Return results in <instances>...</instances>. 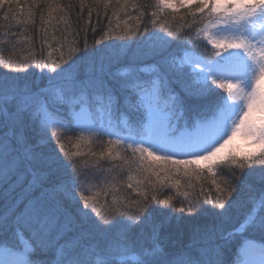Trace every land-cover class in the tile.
Listing matches in <instances>:
<instances>
[{
	"label": "snow or ice",
	"instance_id": "obj_1",
	"mask_svg": "<svg viewBox=\"0 0 264 264\" xmlns=\"http://www.w3.org/2000/svg\"><path fill=\"white\" fill-rule=\"evenodd\" d=\"M5 3L11 12L16 0H0V8ZM95 3L106 9L111 0ZM132 6L157 9L150 14L153 26L161 13L187 8L199 26L193 34L192 25L173 31L165 21L160 25L165 36L152 33L145 37H158L161 42L147 60L132 48L123 56L108 55V44L92 50L86 44L70 48L68 58L61 53L54 59L49 52L39 61L32 60L41 68L37 81L27 79L28 73L19 75L29 68L28 56L21 57L23 63H14L0 55V67L10 70L0 73V184L4 186L0 196V264H225L226 248L237 233L258 237L264 256V0H154L152 5ZM28 16L25 23L31 20V11ZM139 20L137 17L135 25L125 20L118 38L127 40L140 33ZM116 27L119 29V24ZM143 31L148 32V28ZM105 39L111 37L105 33ZM95 43L100 45L101 40ZM173 44L183 55L169 51ZM113 63L119 65L115 72ZM188 99L206 101L205 109L210 107L211 115L198 121L195 136L180 141L168 139L164 126L150 139L122 137L103 128L80 129L89 134L77 137L73 147L93 140L103 146L99 153H91L97 157L93 167L109 158L121 160L131 172L136 160L140 161L136 172L141 176L129 174L124 192L113 183L116 176L111 180L105 177L103 194L111 193L110 203L105 200L101 204L99 192L85 194L90 189L85 187L83 170L75 159L80 153L68 150L59 132L51 130H75L60 108L71 111L96 104L112 113L123 107L133 112L143 110L163 121L177 112L182 115ZM237 133L253 138L260 151L242 158L229 154L217 161V154ZM105 135L116 138L106 142L98 139ZM129 151L131 157L123 154ZM177 153L193 159H174ZM146 157L151 158L147 167ZM201 161L209 162L206 171L213 177L215 189V195L209 192L203 203V187L192 198L187 190L180 191L182 181L186 189H193V178L200 180L204 175L205 169L191 167ZM25 163L40 170L44 192L30 195L21 204L10 192ZM221 165L233 171L225 172ZM113 168L124 171L116 164L98 171L111 173ZM254 173L259 189L249 183ZM172 188L184 198L179 207L173 203L175 197L168 194ZM127 189L132 192L127 193ZM245 189L252 193L247 208L234 230L227 231L223 225L230 220L231 210ZM209 202L211 207L206 206ZM154 205L188 213L187 219L207 215L214 226L193 225L186 242L165 243V225L186 217H174ZM256 250L254 240H245L240 248L244 259L238 264H252L247 257Z\"/></svg>",
	"mask_w": 264,
	"mask_h": 264
},
{
	"label": "trees",
	"instance_id": "obj_2",
	"mask_svg": "<svg viewBox=\"0 0 264 264\" xmlns=\"http://www.w3.org/2000/svg\"><path fill=\"white\" fill-rule=\"evenodd\" d=\"M153 3L154 0H127V6H125V0H111L108 8L105 9L103 4L97 5L95 0H33V2H26L25 4L24 1H20L19 7L16 8L11 5V12L8 11V4L5 3L4 6L0 8V49L3 50L0 52V55H2L4 60L11 58L14 63H23L24 61L21 57L28 56L29 69L32 71L39 68L38 64H32L33 59L39 61L41 57H47L49 52H52V57L54 59H58L61 53H63L64 58H68L69 55H72V53H70V48L76 46L83 48L85 44L89 50L103 48L105 44H108L111 47H109L106 52L110 53L111 56H116L117 54L123 56L129 48H132L140 54L141 58L146 60L151 59L154 49H158L161 42L159 38L152 37V39L148 40L149 42L145 41L140 44L139 40H136L139 35L144 34L146 37H151L152 33L159 31L163 32V36H165L166 33L160 26L161 24H164L165 21H167L165 26L173 31L181 28L187 30L188 26L192 25L193 34L195 28L199 26L198 24L193 23V18L189 14V9L187 8H179L175 13L171 11L161 13L157 19V24L153 26L150 22L152 19L150 14L157 9L154 7L141 9L132 6L133 4L152 5ZM49 5H51V8ZM29 11L32 13L31 20L25 23V21L29 20ZM142 11L144 13L143 16H141ZM5 16H7V18H5ZM173 16H175V19H173ZM129 17H132V19H129ZM137 17H140V33L132 35L127 40L119 39L118 37L122 34L124 28V21L127 20L129 25H135L138 22ZM181 17H183V19H181ZM197 18L199 19V17ZM118 24L120 26L119 29L116 27ZM145 27L148 28V32L143 31ZM105 33H107L111 39H105ZM169 39L172 38L169 37ZM97 40H101L100 45H96L95 42ZM120 40H122V45H119V42H117ZM45 41H47V43H45ZM126 42H130V44H125ZM117 44L120 47H117ZM169 51L177 55H183V52L176 48L175 44H173ZM49 66H51L50 61ZM117 67H119V65L113 63L112 71L115 72ZM4 70L9 72L7 67H0V73H3ZM39 83L41 85L44 84L41 81H39ZM217 92L226 95L222 89H217ZM206 103L207 102L203 100H186L183 114L181 115L177 112L175 115H172V124L176 127L175 134L182 133L184 130L195 129L198 126V121L209 117L211 115V110L210 107L208 110L205 109ZM59 110L66 119L71 120L72 127L75 130L71 132H64L62 129L51 130L59 132L68 150L80 153L75 159L77 164L83 170L85 187L87 185L89 188H86L90 189L89 191H86L85 194L95 195L99 192L100 196L98 198L103 204L105 200L108 202L111 201V193H109L108 196H104L103 194L105 191V177H107L108 180H111L112 176H116L117 179L113 181V183H116L117 187L121 189V192H124L126 184L128 183L127 177L129 174L137 176L138 178L141 176L140 173L136 172V165L140 164L139 159L136 160V165L131 167V172H129V166L123 165L121 160L113 161L109 158L101 160L99 165L93 167L97 157L91 155V153H99L102 151L103 146L97 144L95 140L90 144L80 143L79 147H73V145L76 144L77 137L80 135H84L85 137L88 136V134L81 133L80 131V129L83 128V122L81 121L83 116L87 115L86 118L95 124L96 128H99L103 121V129L111 131L112 128H117L119 130L116 133H118L119 136H135L137 138L139 137L137 136L139 132L138 128H142L143 132L148 124L147 113L143 110L133 112L131 110H125L123 107L119 112L110 113L106 111L105 108L96 104H93L91 107L88 105L76 107L71 111H69L68 108H60ZM82 111L85 113L83 114ZM104 123L108 124V126ZM129 124L132 125L131 129L125 127V125ZM122 125L125 128H122ZM69 137L71 138L70 140ZM115 138V136L110 137L107 135L98 137V139H101L104 142ZM53 145L56 146L55 141H53ZM123 154L128 157L132 156L130 151ZM244 155L245 154H237V157L242 158ZM173 158L179 159L177 156H174ZM149 162H151V158L146 157L144 166L147 167ZM113 164L121 165L124 168V171H120L119 168H113L111 173L98 171V168L100 167L103 169L112 168ZM208 165L209 164L192 165L191 167L205 169L204 175L200 180L193 178V189H186L183 181L180 189L181 192L187 190L189 192V198H192L193 196H196L200 192L201 187H203L205 189V195L200 197L202 203L209 192L215 195V189L211 184L213 177L206 171ZM221 167L225 172L233 171V169H230L227 165H221ZM253 167L258 168L259 165H254ZM214 171L217 170L214 169ZM235 171L237 173L239 172V170ZM24 182L25 181L20 179L17 180L16 184L13 185V190L10 192L11 197L17 198L19 195L21 198H24L31 194L30 189L33 188L25 186ZM133 183L135 184V181H133ZM249 183L256 189L261 187V185L257 183L255 173L249 178ZM126 192L131 193L132 189H127ZM168 194L175 197L173 203L176 207H179V202L184 199L183 196L177 195L175 188H172ZM251 194L252 193L245 189L237 199L236 204L231 210L230 220L223 225L227 231H233L234 226L237 225V222L243 217ZM3 195L4 186L0 184V196ZM159 198L162 199L164 197L160 196ZM154 206L172 212L174 217H186L185 220L179 222L173 219L170 223L165 225L162 231V239L165 243L181 244L186 242L189 228L193 225H198L200 227L214 226V221L207 215L195 219H187L189 216L188 213L173 212L172 208L165 205ZM206 206L211 207V203L209 202ZM245 240L261 242L259 238L253 234L237 233L226 248L224 255L225 264H238L240 259V248Z\"/></svg>",
	"mask_w": 264,
	"mask_h": 264
},
{
	"label": "rangeland",
	"instance_id": "obj_3",
	"mask_svg": "<svg viewBox=\"0 0 264 264\" xmlns=\"http://www.w3.org/2000/svg\"><path fill=\"white\" fill-rule=\"evenodd\" d=\"M20 1H24V4L26 2H33V0H16V3L19 4ZM16 3L12 4L15 8L17 7ZM7 7H10V6L8 5ZM156 33H158V36H163V32L158 31ZM145 37L146 36L144 34H141V35H139V37L136 40H139L140 44L144 43L145 41L149 42L148 40H145ZM117 42H119L118 43L119 45H122V40L117 41ZM120 42H121V44H120ZM118 44H117V46H118ZM125 44L129 45L130 42H126ZM208 47L210 50L211 46L209 45ZM107 54L110 55V53H108V52H107ZM102 55H103V53H102ZM8 71H10V70L8 69ZM4 72H6V71L4 70ZM40 72H41L40 67L37 68L36 70H33V71L28 68V69L23 70L19 75H24V73H28L29 75L27 76V79H29L30 81H37V77L39 76ZM12 74L17 75V73H15V72H13ZM0 78H2V77H0ZM41 82L46 83V81H41ZM262 85H264V78H262ZM160 107H161V109L164 108L163 100H161ZM83 111H82V113L84 114L85 112H83ZM254 115L259 117L261 114L255 113ZM86 116H83L81 118V121L83 122V128L90 127V128L97 129L98 127L96 128V125L93 124L89 119H87ZM102 122H101V125L99 128H102ZM147 123H148V125L145 128V130H143V132H142V128H138L139 132H138L137 136H139V137L136 138L135 136H132V138L135 137L134 139H140L141 136H143L145 139H150V138H152L155 130L160 128L161 126H164L167 128L168 139H170L171 141H180V140H182L188 136H195L199 132V127L197 126V128H195V129L186 130V131L184 130L182 133H178V134L176 133L175 134L176 127H175V125L173 126V124H172V115L170 116L169 119L162 121L160 119H153L148 114V122ZM105 125L108 126V124H105ZM125 127H128V129H131L132 125L131 124L125 125ZM125 127L122 125V128H125ZM118 130L119 129H117V128L111 129V131L114 133L118 132ZM84 133L89 134L88 132H84ZM245 137H243L241 135L239 136V134L237 133V135L235 137H233L232 140L227 145H225V147L221 150V152L217 154L216 160L219 161V160H221V158H226L229 154H233V155L237 156V154H239V155L245 154L246 155L249 153H258L260 151V146L255 142V140L253 138L247 137V136H245ZM225 139H227V137H225ZM222 142L223 141H221V143ZM157 155H161V153H157ZM175 156H177L179 159L180 158H182V159H193V157L185 156L183 153H177ZM207 164H209L208 161H201L198 165H207ZM41 178H42V174L38 168L31 167L27 163H25L21 166L18 180L20 179L22 181H25L24 182L25 186H28L29 188H33V189H30L31 194L27 195L24 198H21L18 195V197L15 198V199H17L18 203L19 202H21V204L25 203L26 198L29 197L30 195L34 194V195L39 196V195L43 194L44 189L41 187V184H40ZM86 187H87V185H86ZM87 188H89V187H87ZM100 203H101V201H100ZM260 243L261 242L255 241L257 250L252 255L247 257V259L252 261V264H260L261 260L264 259V256H262L260 251H259ZM239 257H240L239 261L244 259V257L241 255Z\"/></svg>",
	"mask_w": 264,
	"mask_h": 264
},
{
	"label": "bare ground",
	"instance_id": "obj_4",
	"mask_svg": "<svg viewBox=\"0 0 264 264\" xmlns=\"http://www.w3.org/2000/svg\"><path fill=\"white\" fill-rule=\"evenodd\" d=\"M239 134V136L241 135V136H243V137H245V135H243V133H238ZM246 138V137H245Z\"/></svg>",
	"mask_w": 264,
	"mask_h": 264
}]
</instances>
